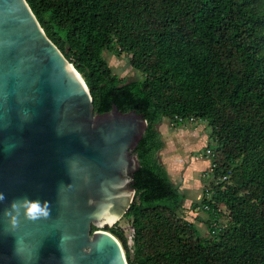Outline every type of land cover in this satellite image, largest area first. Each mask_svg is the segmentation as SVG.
<instances>
[{"label": "trees", "instance_id": "1", "mask_svg": "<svg viewBox=\"0 0 264 264\" xmlns=\"http://www.w3.org/2000/svg\"><path fill=\"white\" fill-rule=\"evenodd\" d=\"M26 2L81 75L95 113L115 105L147 121L123 216L132 244L117 223L101 229L118 239L127 263L264 264V0ZM104 51L127 54L140 77L119 78ZM164 121L210 129L211 180L197 205L210 239L182 215L186 197L160 158Z\"/></svg>", "mask_w": 264, "mask_h": 264}, {"label": "water", "instance_id": "2", "mask_svg": "<svg viewBox=\"0 0 264 264\" xmlns=\"http://www.w3.org/2000/svg\"><path fill=\"white\" fill-rule=\"evenodd\" d=\"M146 130L135 111L95 113L26 0H0V264H128L101 229L130 208Z\"/></svg>", "mask_w": 264, "mask_h": 264}, {"label": "rangeland", "instance_id": "3", "mask_svg": "<svg viewBox=\"0 0 264 264\" xmlns=\"http://www.w3.org/2000/svg\"><path fill=\"white\" fill-rule=\"evenodd\" d=\"M103 58L119 78L133 80L140 74L131 69L128 55L125 53L104 51ZM163 135L165 146L160 152L161 161L166 166L168 174L175 185L184 193L186 199L183 204L182 215L197 227L199 236L210 239L208 221L209 217L198 206L207 188L211 177L210 152L206 150L210 129L206 122L190 121L181 127H173L168 121L158 126ZM192 204L197 207L193 208ZM223 212L224 208H221ZM226 216L220 218V224H227ZM113 226V225H112ZM108 226V227H112ZM124 236L131 245L132 229L130 223L122 218L117 222Z\"/></svg>", "mask_w": 264, "mask_h": 264}, {"label": "clouds", "instance_id": "4", "mask_svg": "<svg viewBox=\"0 0 264 264\" xmlns=\"http://www.w3.org/2000/svg\"><path fill=\"white\" fill-rule=\"evenodd\" d=\"M37 209V205L33 204L31 207H30V212H35Z\"/></svg>", "mask_w": 264, "mask_h": 264}]
</instances>
